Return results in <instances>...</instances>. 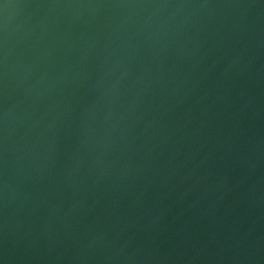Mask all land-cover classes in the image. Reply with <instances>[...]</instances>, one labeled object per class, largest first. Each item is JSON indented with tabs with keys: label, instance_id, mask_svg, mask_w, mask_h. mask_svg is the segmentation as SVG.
Masks as SVG:
<instances>
[{
	"label": "water",
	"instance_id": "obj_1",
	"mask_svg": "<svg viewBox=\"0 0 264 264\" xmlns=\"http://www.w3.org/2000/svg\"><path fill=\"white\" fill-rule=\"evenodd\" d=\"M0 264H264V0H0Z\"/></svg>",
	"mask_w": 264,
	"mask_h": 264
}]
</instances>
